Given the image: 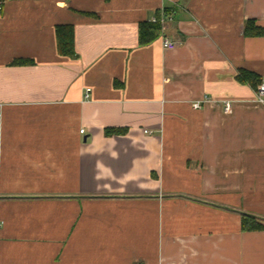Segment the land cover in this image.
Listing matches in <instances>:
<instances>
[{"label":"crops","instance_id":"0c3cea01","mask_svg":"<svg viewBox=\"0 0 264 264\" xmlns=\"http://www.w3.org/2000/svg\"><path fill=\"white\" fill-rule=\"evenodd\" d=\"M0 2V264H264V0Z\"/></svg>","mask_w":264,"mask_h":264},{"label":"trees","instance_id":"16d2710c","mask_svg":"<svg viewBox=\"0 0 264 264\" xmlns=\"http://www.w3.org/2000/svg\"><path fill=\"white\" fill-rule=\"evenodd\" d=\"M161 32V24L159 22H143L139 29L140 44H147L156 39ZM245 34L248 36H263L264 28L256 25L255 21L249 20L245 26ZM55 37L57 43V51L63 56H74L75 50V29L72 24H58L55 27ZM26 60L18 59L15 64H25ZM241 83H248L253 87H257L261 83L260 76L254 72L241 69L236 76ZM118 130L108 128V135L115 134ZM242 229L244 231H262L264 223L258 220L254 215L244 213L242 215Z\"/></svg>","mask_w":264,"mask_h":264},{"label":"built area","instance_id":"2783aa9c","mask_svg":"<svg viewBox=\"0 0 264 264\" xmlns=\"http://www.w3.org/2000/svg\"><path fill=\"white\" fill-rule=\"evenodd\" d=\"M2 9V3L0 2V10ZM168 16L166 17L165 15H161L159 17H154L152 19L153 22H159L163 28V26L166 24ZM178 43L166 36H164L162 38V47L165 50H173L177 47ZM90 92H91V88H87L86 89V95L85 97L88 98L90 96ZM205 100H201V101H196L194 103V108H201L202 107V102ZM255 101L256 103H258L259 105L264 107V82H261L258 84L256 91H255ZM232 109V103L230 101H225L224 103V111L226 113H230ZM84 130H81V133H83ZM145 132H148L145 130Z\"/></svg>","mask_w":264,"mask_h":264}]
</instances>
